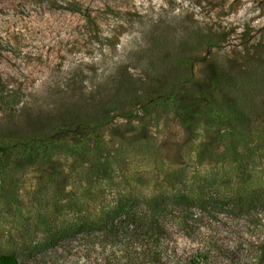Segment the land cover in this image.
I'll return each mask as SVG.
<instances>
[{"label": "rangeland", "instance_id": "obj_1", "mask_svg": "<svg viewBox=\"0 0 264 264\" xmlns=\"http://www.w3.org/2000/svg\"><path fill=\"white\" fill-rule=\"evenodd\" d=\"M205 32L219 47L203 44ZM260 61L264 0H0V94H18L11 118L0 97L4 138L56 112L102 118L85 115L62 145L0 163V252L21 264H261L264 201L239 216L172 211L155 262L131 231L90 225L52 241L120 195L214 200L264 188V77L250 110L223 87ZM142 90L155 104L137 99Z\"/></svg>", "mask_w": 264, "mask_h": 264}, {"label": "trees", "instance_id": "obj_2", "mask_svg": "<svg viewBox=\"0 0 264 264\" xmlns=\"http://www.w3.org/2000/svg\"><path fill=\"white\" fill-rule=\"evenodd\" d=\"M201 41L203 44L211 47H219V37L210 32L201 34ZM255 66L250 67L248 76L238 78L237 80H228V86L224 85L229 92L236 94L235 96L243 100L240 103L241 109H252L253 99L251 96V88L256 85V81L264 77V61L257 62ZM260 66H263L262 69ZM262 70V71H261ZM254 79V81H253ZM163 87L162 84L158 86ZM139 93V94H138ZM136 97L144 104H155L156 95L149 90H142L138 92ZM5 111L7 110L8 118L16 115L18 104L17 92L10 93L8 91L0 94ZM118 97V102L124 108L131 104V96L123 95ZM113 98L111 103L116 102ZM87 111V110H86ZM75 112L64 113L56 112L50 114L44 123L39 124L37 128H23L17 131L12 130L11 139H5V131L0 127V163L10 153L17 154L22 152L28 157H37L38 153L44 152L49 146L57 144L62 145L66 138L70 125L78 124L87 118L85 115L93 118L96 121H102V118L97 117V113L93 111L85 112L80 116H74ZM89 118V119H91ZM234 190L225 198H215L209 200L208 198H192L186 190L181 189L175 194H157L153 197H133L120 195L115 205L104 211L100 218L88 223L81 222L76 227H64L59 230L52 241H58L71 237V235L89 231V226L93 225L95 229H99V233L105 236L117 237L119 234L133 233L138 243L141 241V246H144L142 253L149 257V260L155 262L159 260L160 251H158L159 239L169 231L166 218L169 213L174 210L189 212L192 207L198 208L200 211L213 210L216 212L228 211L229 213L239 216L242 214H250L255 207L264 201V188L259 191H244ZM152 243V250L146 249V242ZM156 247V248H155ZM255 257L259 258V263H264V249L256 250ZM21 255L15 252H0V264H21ZM23 257V256H22ZM196 263V262H194Z\"/></svg>", "mask_w": 264, "mask_h": 264}]
</instances>
